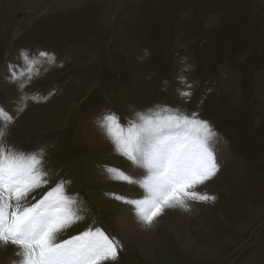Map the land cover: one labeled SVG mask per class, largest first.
<instances>
[{
    "label": "rangeland",
    "instance_id": "1",
    "mask_svg": "<svg viewBox=\"0 0 264 264\" xmlns=\"http://www.w3.org/2000/svg\"><path fill=\"white\" fill-rule=\"evenodd\" d=\"M25 52L39 60L31 83L10 78L13 66L26 73ZM0 68V106L13 117L0 140L43 153L47 183L28 201L61 182L75 200L80 219L56 242L100 228L118 243L105 264H264V0H0ZM157 106L197 113L227 153L216 148L217 188L204 192L214 199L181 231L192 246L159 224L144 257L118 224L116 197H131V184L108 171L130 176L135 165L100 121L115 113L127 127ZM81 124L105 146L89 147ZM4 250L0 264H11L15 250Z\"/></svg>",
    "mask_w": 264,
    "mask_h": 264
},
{
    "label": "snow or ice",
    "instance_id": "2",
    "mask_svg": "<svg viewBox=\"0 0 264 264\" xmlns=\"http://www.w3.org/2000/svg\"><path fill=\"white\" fill-rule=\"evenodd\" d=\"M49 63L54 57L39 52ZM26 73L12 68L11 79L27 75L26 83L39 76L33 72L39 63L22 54ZM25 83H21L23 91ZM191 85H186L180 95L189 97ZM35 98V97H33ZM23 109H18L22 111ZM137 121L127 127L119 122L115 113H107L101 127L117 151L129 159L137 169L145 170L142 179L119 173L116 180L139 185L144 190L143 199H125L133 205L140 221L147 227L165 211H189L190 202H208L214 197L197 191L217 173V149L213 146L216 133L208 121L198 119L197 113L185 114L179 109L157 106L148 113H138ZM13 120L0 106V138ZM41 152L22 153L6 146L0 140V246H13L18 257L16 264H105L114 260L118 243L102 229H89L62 242L56 236L70 227L80 217L73 208L75 200L65 194L63 182L46 192L35 203L28 201L29 193L44 186L47 175L42 170Z\"/></svg>",
    "mask_w": 264,
    "mask_h": 264
},
{
    "label": "bare ground",
    "instance_id": "3",
    "mask_svg": "<svg viewBox=\"0 0 264 264\" xmlns=\"http://www.w3.org/2000/svg\"><path fill=\"white\" fill-rule=\"evenodd\" d=\"M7 62L5 63V65L7 64ZM81 128L84 131V133H86V136L84 135L83 139L84 141H87V145L89 147L99 150L105 146L106 142H104V138L102 136L97 139L94 135H89L88 132H85L86 128L84 129V126L82 124H81ZM223 143H224L223 140L221 142L219 138L215 136L213 140V146L215 148H218L220 156L222 155V153L223 155L225 154V152L227 153L226 149H224V152H223V148L225 147ZM220 162L221 161L218 160V153H217V163L219 164ZM144 171L145 170L143 169H137L135 166V170L132 171L130 176H133V177L138 176L139 178L142 179L143 178L142 175H139V174L143 173ZM216 188L217 187L213 184V181L211 179L205 185L198 186L197 191L204 194V192L215 191ZM129 191H130L131 197H128L126 199H135L136 196H139L140 199H143L144 197V190L138 184L137 185L131 184ZM190 204H191V209L189 211H183L181 209H165V211L153 222L152 226L147 227L140 221L134 206L126 203L125 208L119 215L118 224L122 228V230L125 232L126 234L125 236L128 239H133L136 241L135 246H137V249L140 251V253H142L144 257H146L145 253L147 251V247H149L150 245L152 246L153 243L155 242V238L157 236V227L159 224L164 225L166 229L170 230L174 234L175 240H178L181 238L180 242L185 243L183 246H187V245L190 246L191 245L190 240H192V238L187 237V235L189 236L190 233L182 236L181 231L183 227H185V225L188 226L190 218L193 219L196 223L197 221H200L201 217L197 219L195 217L196 216L195 212L196 211L200 212L203 208V204L199 201H192L190 202ZM202 213H205L206 215H208L209 212H202ZM188 230H189V227L186 231ZM3 247L6 250L7 248L11 247V245L3 246ZM149 259H152V258H149ZM17 260H18V257L15 255L11 264H16Z\"/></svg>",
    "mask_w": 264,
    "mask_h": 264
},
{
    "label": "water",
    "instance_id": "4",
    "mask_svg": "<svg viewBox=\"0 0 264 264\" xmlns=\"http://www.w3.org/2000/svg\"><path fill=\"white\" fill-rule=\"evenodd\" d=\"M31 22H33V21H31ZM11 46H12V44L10 43L9 48H8V52H7V56H8L9 53H10Z\"/></svg>",
    "mask_w": 264,
    "mask_h": 264
}]
</instances>
